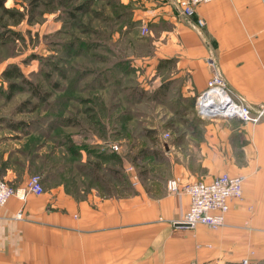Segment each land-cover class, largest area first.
Returning a JSON list of instances; mask_svg holds the SVG:
<instances>
[{
	"label": "rangeland",
	"instance_id": "rangeland-1",
	"mask_svg": "<svg viewBox=\"0 0 264 264\" xmlns=\"http://www.w3.org/2000/svg\"><path fill=\"white\" fill-rule=\"evenodd\" d=\"M2 1L0 71L18 64L41 88V96L33 95L18 79L25 87L12 97L6 93L7 81L5 92L0 91V139L5 142L0 152H19L10 184L24 186L39 174L47 191L62 181L65 167L66 176L75 178L70 187L77 190L95 183L104 195L139 189L162 195L172 166L164 141L197 144L207 120L199 113V96L183 92L182 83L173 81L175 58L163 64L155 59L159 39L171 30L159 4ZM151 7L157 8L154 15L145 14ZM2 79L0 72V84ZM22 121L28 124L20 126ZM69 141L90 151L91 161L74 158ZM0 162L6 178L9 172L1 156Z\"/></svg>",
	"mask_w": 264,
	"mask_h": 264
},
{
	"label": "crops",
	"instance_id": "crops-1",
	"mask_svg": "<svg viewBox=\"0 0 264 264\" xmlns=\"http://www.w3.org/2000/svg\"><path fill=\"white\" fill-rule=\"evenodd\" d=\"M146 3L159 4L171 29L159 39L155 59H176L172 78L183 92L197 99L209 88L206 60L212 57L233 94L252 106L264 103V0H213L190 17L178 13L174 0ZM152 7L145 14L154 15ZM205 119L197 144L168 141V176L180 177L183 185L223 172L243 174L244 199L232 206L222 227L173 225L190 206L186 192L104 195L95 183L71 188L74 175L67 181L63 174L45 193L13 195L0 207V264H264V119ZM18 153L0 152L11 183ZM91 154L82 150L81 161H91Z\"/></svg>",
	"mask_w": 264,
	"mask_h": 264
},
{
	"label": "built area",
	"instance_id": "built-area-1",
	"mask_svg": "<svg viewBox=\"0 0 264 264\" xmlns=\"http://www.w3.org/2000/svg\"><path fill=\"white\" fill-rule=\"evenodd\" d=\"M213 0H174L178 13L182 16L190 17L194 14L198 5ZM199 27L205 25L203 19L198 20ZM207 64L211 68V77L208 82L209 88L215 87L219 90L218 96H224L226 116L240 117L246 122L257 123L264 119V103L252 106L242 98L237 97L231 91L223 75L221 74L216 62L212 57L207 58ZM208 88V89H209ZM203 92L197 101L199 111L203 110L204 97ZM218 102H214L216 104ZM220 103V102H219ZM232 107L235 110L229 112ZM169 133L165 135L167 138ZM118 150L117 144L111 146ZM132 168H127L131 170ZM245 176L243 174H232L223 172L213 179L195 180L186 184H181L180 177H174L168 180L167 187L169 191L180 193L186 192L190 196V206L181 219L173 220V225H184L194 227L197 224H204L210 228L218 229L226 223L227 214L232 206L244 199ZM45 192L42 176L39 174L31 175L24 186L14 188L9 180L0 173V207L6 205L13 195L25 199L28 194L33 193L41 195ZM17 218H23V210L17 213ZM243 264H251L248 259L243 260Z\"/></svg>",
	"mask_w": 264,
	"mask_h": 264
},
{
	"label": "trees",
	"instance_id": "trees-1",
	"mask_svg": "<svg viewBox=\"0 0 264 264\" xmlns=\"http://www.w3.org/2000/svg\"><path fill=\"white\" fill-rule=\"evenodd\" d=\"M0 7H3V1L0 0ZM174 58H161L160 59V64H163V63H168V62H172ZM174 61L176 62V60L174 59ZM2 84H0V91H3L5 92V89H4V86H3V83H5V81H7L8 83V91L6 92L7 95L9 97H12V95L14 94V92L16 90H21V89H24V85H20L19 82H17L16 80L18 79H22L23 83H26L28 86H30L31 90H32V93L33 95H36V96H41V88L39 85H36L34 84L31 80H29L23 73L22 69L20 68V66L18 64H11L10 66L6 67L3 71H2ZM163 87V86H162ZM45 94L43 93L42 96H44ZM28 123L25 122V121H22L20 122V126L23 125L24 127L27 125ZM13 126V125H12ZM16 127L18 126H15V129ZM70 142V141H69ZM70 146H69V149L71 152H69L74 158H80L82 156V151L80 149V147H77L74 146L72 144V142H70ZM114 156H118V154L115 153ZM63 174H65L64 176L66 178H69L71 177L70 175L69 176H66V168L63 167ZM46 174H50L51 171H45ZM63 174H62V178H63ZM47 175H45L46 177ZM44 184V183H43Z\"/></svg>",
	"mask_w": 264,
	"mask_h": 264
},
{
	"label": "bare ground",
	"instance_id": "bare-ground-1",
	"mask_svg": "<svg viewBox=\"0 0 264 264\" xmlns=\"http://www.w3.org/2000/svg\"><path fill=\"white\" fill-rule=\"evenodd\" d=\"M218 93L219 90H217L215 87H211L205 91L204 97L201 98L204 106L202 111H205V113L211 112L215 115L220 116L226 115V110L225 108H223V106H225L224 96L219 97ZM214 102L218 103L213 104ZM233 110H235V107H232L229 112H232Z\"/></svg>",
	"mask_w": 264,
	"mask_h": 264
},
{
	"label": "water",
	"instance_id": "water-1",
	"mask_svg": "<svg viewBox=\"0 0 264 264\" xmlns=\"http://www.w3.org/2000/svg\"><path fill=\"white\" fill-rule=\"evenodd\" d=\"M199 113L203 116V117H205V118H230V116H226V115H224V116H219V115H215V114H213V113H211V112H207V113H205V111H199ZM164 144H165V147L168 149V142L167 141H164ZM184 226V225H183Z\"/></svg>",
	"mask_w": 264,
	"mask_h": 264
}]
</instances>
